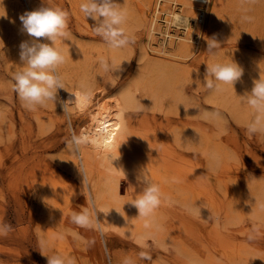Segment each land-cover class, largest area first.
I'll return each instance as SVG.
<instances>
[{
	"label": "rangeland",
	"instance_id": "1",
	"mask_svg": "<svg viewBox=\"0 0 264 264\" xmlns=\"http://www.w3.org/2000/svg\"><path fill=\"white\" fill-rule=\"evenodd\" d=\"M135 1L117 0L128 12L125 28L132 43L123 50H110L94 32L95 21L86 19L80 12L81 0H53L55 6L68 12L70 35L65 40L74 41L72 52H62L65 62L58 69L67 87L71 90L76 88L73 81L76 82L81 66L99 74L98 59L114 57L122 65L114 76H103L106 87L101 96L108 97L131 80L142 66L156 60L144 53L155 56L150 46L162 42L167 44V41L162 40L161 33H155L154 37L148 35L145 26L138 20ZM209 3L206 23L197 39V49L188 57L181 58L187 64L180 78L183 103L177 104L172 112L167 111L170 100L164 96L160 105L145 110L148 98L140 89L136 91L132 120L135 126L142 123L157 133L178 122L200 129L203 133L200 143H193L192 148L176 147V151L180 156L182 154V160L185 159L182 164L190 167L200 165L205 173V186L220 203L223 202L220 204L222 208L216 215L208 203L189 199L186 203L196 204L201 209V214H191L184 204L171 197L173 188L168 185L170 192H162L158 213L162 215L161 212L166 210L171 214L168 220L175 227L172 226V231L161 229L159 236L147 234L137 240L116 230L102 233L97 228L80 227L72 221L57 225L54 219L46 217L50 202L42 196L40 182L44 180L43 172L51 166L56 168V172L65 171L71 176L65 167L59 165L64 163V151L72 135L68 115L59 104L51 107L48 103L36 111L25 109L13 90V77L21 70L19 45L29 40L28 34L22 31L19 16L25 11L47 5L42 0H2L0 222L11 225L12 230L7 236H0V264H48L46 255L63 256L58 251L59 244H72L74 249L66 258L71 259L73 264H122L126 257L135 259L137 264H205L202 261L205 260L204 251L196 248L199 241L193 236H190L191 239L182 238L186 235L182 230H187L190 227L188 224L197 229L195 232L201 240L202 236L210 238L211 234L219 233V237L235 238L246 243L248 251L237 259L238 263L264 264V208L261 207L264 206V135L247 131L246 123L252 118V110L242 105L238 97L251 90L253 79L259 78L261 70L264 75V0H223L219 4L218 24L213 29L207 27L213 0ZM246 15L252 19L244 20ZM159 28L164 30L163 25ZM213 36L221 45L216 57L207 53V39ZM65 40L57 43L59 49ZM176 48L175 43L173 50ZM231 59L244 69L234 88L224 85L220 92L208 89L204 83L206 64ZM63 90L58 93L61 99ZM71 116L76 131L82 127L85 117L77 111ZM206 141L216 146H206ZM212 152L222 157L223 162L218 168L209 159L208 154ZM71 177L75 182L76 178ZM129 181L139 187L138 181ZM163 182L167 185V181ZM235 184H241L239 195L234 191ZM228 209L229 214H226ZM161 218L165 221L163 216ZM42 240L48 242L47 247L41 246ZM224 263L234 264L229 261Z\"/></svg>",
	"mask_w": 264,
	"mask_h": 264
},
{
	"label": "bare ground",
	"instance_id": "2",
	"mask_svg": "<svg viewBox=\"0 0 264 264\" xmlns=\"http://www.w3.org/2000/svg\"><path fill=\"white\" fill-rule=\"evenodd\" d=\"M222 2L223 0H213L209 12L210 18L207 21L208 28H216L219 4ZM209 4V0L135 1L138 20L145 26L148 35L154 37L155 33H161L162 40H166L167 44L162 42L151 45L150 49L155 56H149L147 52L144 54L156 60L142 66L131 80L121 85L108 97L101 96L106 87L103 77L89 72L84 65L78 69L76 82L73 81L76 88L64 89L63 100H74L75 95L70 92L79 93L81 83L91 89V95L84 101L83 110L76 107L70 109L71 114L77 111L85 117L81 128L75 131L72 126L73 117L67 113L71 133L87 135L101 133L103 130L102 134L107 136L109 150L114 158H119L114 160L111 166L104 153L89 147L82 149L80 154L76 155L70 150L68 143L64 151V163L59 165L62 168L65 167L64 169L76 178V181L74 182V179H71L72 177L65 171L56 172L55 167L50 166L43 172L44 180L40 182L42 196L50 202L49 211L46 210L47 218L54 219L57 225L67 224L71 221V214L74 211L88 208L95 210L98 223L93 227L102 233L116 230L126 237L140 240L147 234L159 236L163 228L172 231L171 228L175 225L168 220L171 214L164 210L160 215L158 213L161 209L160 205L146 220L138 216V209L131 203L140 187H135L137 185L129 180L137 181L142 168H145L154 182L160 184L162 192L167 190L168 185L172 187V192L167 191L179 204H189L186 203L189 199L198 200L208 203L215 214H219L222 208L220 204L223 202L220 203L215 194H210L209 188L205 186V173L200 165L190 167L182 164L185 159L182 160V154L180 153V156L176 151V147L182 149V147L193 146L195 142L200 143V139H203L201 130L178 122L172 127L169 126L167 130L161 129L160 133H157L142 123L135 126L132 120L137 90H144L148 98V104L144 106L145 110L160 105L164 96H168L170 100L167 111L172 112L181 102L183 89L180 78L187 66L181 58L188 57L197 49V39L205 25ZM160 25H163V31L160 30ZM28 38L31 39L29 36ZM73 43V40H65L60 50L72 52ZM175 43L177 48L173 50ZM57 104L60 105L59 102ZM57 104L50 102L48 105L53 107ZM205 145L216 146L215 143L209 144L208 141ZM163 180L167 181V185ZM240 187L241 184H235L236 195L241 193ZM261 207L264 208L263 205ZM226 214H229V209L226 210ZM188 225L190 227L187 230H182L186 234L182 235V238L191 239L190 236H193L199 241L196 248L204 251L205 260L202 261L205 264H225L224 261L241 264L237 259L243 257L248 251L246 243L237 241L235 238L219 237V233L211 234L210 238L202 236L201 240L195 232L197 229L193 225ZM51 240L49 239L48 242L51 243ZM71 246L72 244H59L57 248L66 258L73 248Z\"/></svg>",
	"mask_w": 264,
	"mask_h": 264
},
{
	"label": "clouds",
	"instance_id": "3",
	"mask_svg": "<svg viewBox=\"0 0 264 264\" xmlns=\"http://www.w3.org/2000/svg\"><path fill=\"white\" fill-rule=\"evenodd\" d=\"M42 3L47 6L25 11L19 16L22 31L26 32L31 39L22 41L19 45L21 70L14 74L13 90L23 107L29 111H36L50 102L55 105L59 102L63 112L71 115L70 109L73 107L83 110L84 101L90 97L91 89L81 83L79 93L70 92L74 93V100H63L59 97V90H67V86L58 71L65 62V56L57 47V43L67 39L70 35L68 32L69 14L55 6L53 0H42ZM79 10L86 19L91 18L95 21L94 32L103 39L108 49L123 50L132 43L131 36L125 28L128 12L117 0H81ZM243 19L250 21L252 18L246 15ZM220 48L221 45L215 36L207 39V53L210 56L216 57ZM97 63L101 77L114 76V73L121 70L122 65V62L117 63L114 57H100ZM206 65L204 83L214 92L222 91L224 85L234 88L235 82L240 80L244 72V69L233 59L228 62L216 61ZM261 72L258 79H253L251 90L238 96L240 103L249 106L252 110V118L246 123V128L250 134L254 135H264V75ZM182 103L183 100H181ZM102 132L103 130L101 133L87 135L73 133L68 141L70 150L79 155L82 149L91 147L97 152L104 153L113 166V161L119 157H113L109 150L107 136ZM208 155L214 167L221 166L223 160L220 154L212 152ZM137 181L140 190L136 191L131 203L138 209V216L147 220L161 204V187L158 182L150 178L145 168L140 170ZM184 207L191 214H201V209L196 204H186ZM71 221L85 228H92L98 223L95 210L88 208L74 211L71 214ZM11 230V225L0 222V236H7ZM40 243L42 247L48 246L45 240ZM46 256L48 264H73L71 259L61 255ZM122 264H137V261L126 257Z\"/></svg>",
	"mask_w": 264,
	"mask_h": 264
}]
</instances>
